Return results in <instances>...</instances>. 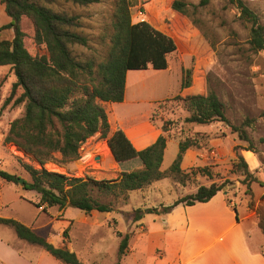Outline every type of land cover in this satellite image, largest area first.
Here are the masks:
<instances>
[{"label": "rangeland", "instance_id": "obj_1", "mask_svg": "<svg viewBox=\"0 0 264 264\" xmlns=\"http://www.w3.org/2000/svg\"><path fill=\"white\" fill-rule=\"evenodd\" d=\"M189 4V15L173 10L172 0H129L134 22L147 19L162 30L175 35L182 42L178 50L168 55L173 73L170 89L178 85V71L193 67L199 57L213 56V61L199 70L197 84L199 88L213 89L226 104V114L230 122L244 129L249 140L240 138L239 132L223 121H214L208 126L211 133L195 132L190 123L184 122L189 114L173 97L166 98L154 106L152 118L166 132L178 140L189 135L197 136L202 145L209 150L210 159L204 166H197L182 174L167 176L175 182L185 185L174 188L164 195L169 204L181 194L192 193L199 185L212 182L222 184V190L236 208L243 214L244 209L252 212L258 223L260 215L264 217V50L255 51L249 39L251 22L241 17L239 8L231 0H184ZM253 9L264 25V0H244ZM116 0H102L88 5L75 4L69 0H55L39 3L55 11H64L76 16L75 24L70 27L88 37V45L73 44L70 46L73 55L78 58L97 56L103 58L108 52ZM142 12V13H141ZM11 21L0 1V27ZM27 32L26 47L34 51L31 39L32 23L26 17L20 21ZM14 36L13 28L0 29V39ZM196 75V74H195ZM156 80V79H155ZM16 76L10 65L0 66V168L16 173L19 177L30 180L23 163L41 168L35 159L13 143L5 142L11 121L24 112L23 104H5L11 94ZM166 81V80H165ZM165 81L157 80V85L165 90ZM151 84L145 83L143 88ZM19 88L16 97L20 95ZM107 108V103H105ZM148 107L142 103V111ZM128 107L119 106L123 112ZM216 139L217 147H210V139ZM107 140L97 133L81 147V156L75 161L61 163L49 160L43 166L50 171L84 177L90 175L96 179H109L113 176L115 164L108 163L113 159L106 150ZM172 139L166 153V161L176 146ZM18 148L22 155L17 154ZM251 148V149H247ZM239 155L247 162L248 170L242 164ZM100 156V158L98 157ZM105 157L107 161L103 163ZM254 160V162H253ZM117 165V163H116ZM118 168V165H117ZM119 170V169H118ZM149 185V184H148ZM145 190L147 189V186ZM150 187V186H148ZM143 190V191H145ZM225 193V192H224ZM93 196L102 202L111 203V212L85 211L75 207H49L42 211L32 201L39 200L34 190H25L20 182H8L0 178V216L13 217L21 222L35 226L36 231L46 236L56 246H67L77 253L82 264H145L148 241L151 231L162 223L155 213H145L139 220L133 221V205L130 196L125 194L105 193L94 189ZM150 196V194H148ZM149 205L155 204L150 201ZM142 226L144 228H142ZM64 230L68 231L64 237ZM130 233L129 245L139 250L119 256L118 247L121 237L118 233ZM0 239L18 248L27 256H47L44 264H65L38 245L21 240L13 227L0 223ZM130 248V246H129ZM161 250V249H159Z\"/></svg>", "mask_w": 264, "mask_h": 264}, {"label": "trees", "instance_id": "obj_2", "mask_svg": "<svg viewBox=\"0 0 264 264\" xmlns=\"http://www.w3.org/2000/svg\"><path fill=\"white\" fill-rule=\"evenodd\" d=\"M11 21L0 29L13 28L12 39H0V66L10 65L16 76L11 94L5 104H23L24 112L14 118L4 141L13 143L35 159L41 168L23 163L31 179H24L23 188L34 190L39 200L34 202L42 211L49 207H75L86 213L92 211L111 212V203L102 202L92 191L125 194L145 187L152 182L173 174H182L181 162L190 147H202L197 136L189 135L179 140V151L167 170H162L168 139L165 124L160 126L162 134L149 146L137 150L120 127L112 131L108 117L107 102L123 101L126 88V74L130 69H156L168 67V55L178 50L182 42L147 19L134 22L129 0H116L112 32L108 52L103 58L93 55L78 58L73 55V44L88 45V37L73 30L76 16L64 11H55L39 3V0H0ZM54 2L55 0H45ZM75 4L88 5L102 0H69ZM239 8L241 17L251 22L249 43L253 50H264V25L259 15L244 0H231ZM173 10L189 15V4L184 0H172ZM26 17L32 23L31 39L34 51L25 45L27 32L21 19ZM213 61V56L199 57L193 67L183 71L182 88L173 97L189 112L184 122L208 125L223 121L239 132L240 138L249 140L247 132L230 122L226 104L213 90L199 88V70ZM196 74V75H195ZM22 92L16 97L17 90ZM153 119V118H152ZM100 133L118 165L117 179H96L50 171L43 165L49 160L69 163L81 156L82 145ZM248 150L251 148H247ZM240 160L248 170L242 155ZM183 175V174H182ZM0 178L8 182H19V176L0 168ZM264 186V182L260 181ZM223 188L212 182L200 185L195 192L177 198L169 205L134 208L132 220L145 213H168L178 204L192 205L210 200ZM264 198V194H263ZM0 223L14 228L20 239L45 249L65 264H82L75 251L67 246H56L46 236L31 226L13 217L0 216ZM258 226L264 233V217L260 215ZM68 231L64 230V237ZM121 237L118 255L129 250L130 233H118Z\"/></svg>", "mask_w": 264, "mask_h": 264}, {"label": "crops", "instance_id": "obj_3", "mask_svg": "<svg viewBox=\"0 0 264 264\" xmlns=\"http://www.w3.org/2000/svg\"><path fill=\"white\" fill-rule=\"evenodd\" d=\"M176 68L178 85L172 89H170V81L173 71H171L169 59L168 67L165 69H156L151 65L146 69H130L126 74L123 101L107 102L112 131L117 127L123 129L137 150L149 146L162 134L160 125L152 119V113L156 103L173 97L181 88L183 72L178 66ZM158 79L166 80L163 84L165 90L162 91L159 84L157 85ZM150 81V85L146 88L142 87ZM142 103L148 105L144 111L141 109ZM119 106L128 107V109L120 112L117 110ZM211 130L212 127L208 125H193L195 132L211 133ZM172 139H176L177 145L172 149L173 151L166 161V153ZM209 146L217 147L215 138L210 139ZM109 151L110 156H113L110 148ZM178 151L179 140L175 137L169 138L161 166L162 170H167L170 167ZM98 157L100 158V156ZM107 159L108 157H105L103 163ZM209 159V150L205 146L190 147L183 155L181 168L184 171H189L197 166L206 165ZM108 163L110 166L115 164L112 169L113 176L109 179L119 178L120 172L114 156ZM148 186L146 190L141 188L128 192L133 208L169 205L185 195L181 194L169 204L163 200L167 192L174 188L185 187L178 182L174 184L168 177L156 180ZM227 193V191L221 190L208 201L192 205L181 203L168 213L156 214L162 223L151 231L153 236L148 241L145 264H264V233L254 219L253 213L248 211V207L244 209L243 214L240 213L235 203L228 199ZM150 201L157 205L147 204ZM31 227L36 230L35 226ZM142 228L144 227L142 226ZM129 246L128 252L139 250L137 246L133 248L131 243ZM69 249L72 250V248ZM46 259L45 253L30 257L0 239V264H44Z\"/></svg>", "mask_w": 264, "mask_h": 264}, {"label": "bare ground", "instance_id": "obj_4", "mask_svg": "<svg viewBox=\"0 0 264 264\" xmlns=\"http://www.w3.org/2000/svg\"><path fill=\"white\" fill-rule=\"evenodd\" d=\"M14 149H15V152L17 154H19V155L21 154L22 155V152L18 148L15 147ZM106 150L109 151V146L108 145L106 146Z\"/></svg>", "mask_w": 264, "mask_h": 264}, {"label": "water", "instance_id": "obj_5", "mask_svg": "<svg viewBox=\"0 0 264 264\" xmlns=\"http://www.w3.org/2000/svg\"><path fill=\"white\" fill-rule=\"evenodd\" d=\"M19 182L23 184L24 178L23 177H19Z\"/></svg>", "mask_w": 264, "mask_h": 264}, {"label": "built area", "instance_id": "obj_6", "mask_svg": "<svg viewBox=\"0 0 264 264\" xmlns=\"http://www.w3.org/2000/svg\"><path fill=\"white\" fill-rule=\"evenodd\" d=\"M142 13V12H141ZM0 163H1V160H0Z\"/></svg>", "mask_w": 264, "mask_h": 264}]
</instances>
